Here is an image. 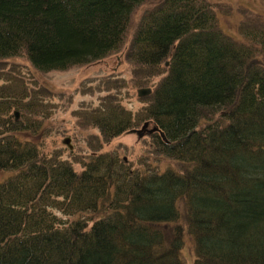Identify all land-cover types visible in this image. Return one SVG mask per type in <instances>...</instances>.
<instances>
[{
    "label": "trees",
    "instance_id": "obj_1",
    "mask_svg": "<svg viewBox=\"0 0 264 264\" xmlns=\"http://www.w3.org/2000/svg\"><path fill=\"white\" fill-rule=\"evenodd\" d=\"M144 1L0 0V59L50 71L108 57ZM216 12L209 0L146 11L127 54L137 85L162 76L148 104L133 113L111 93L79 114L99 129L97 150L153 121L165 169L114 150L74 161L47 152L35 139L47 102L0 84V264H264V23L239 43Z\"/></svg>",
    "mask_w": 264,
    "mask_h": 264
},
{
    "label": "rangeland",
    "instance_id": "obj_2",
    "mask_svg": "<svg viewBox=\"0 0 264 264\" xmlns=\"http://www.w3.org/2000/svg\"><path fill=\"white\" fill-rule=\"evenodd\" d=\"M160 1L146 0L135 7L120 50L87 65H76L65 70L41 71L35 69L22 55L0 59V84L22 85L26 89H33L41 94L44 102H47L50 110L41 119L40 128V133L44 136L35 138L44 142L47 152L57 150L64 158L74 161L75 156L80 158L89 156L92 152L114 150L134 165L150 163L151 166L158 165L163 169L172 165L164 155L154 152L153 137L148 130L155 126L153 121L147 120L150 124L143 130L138 129H141L146 121L108 142L103 141L101 137L102 146L97 150L91 143L96 142L97 145L98 137L101 136L99 129L91 125L85 126L79 117L81 108L97 107L101 98L111 93L117 94L121 104L131 109L133 113L148 104L143 96H139L138 90L144 86L154 89L162 76H155L142 86L137 85L134 65L127 53L141 16ZM209 1L216 8L219 26L237 38L239 43L252 44L243 31L246 29L245 26L253 29L251 22L258 25L264 23V0ZM110 79L118 80L120 85L109 89L107 81ZM11 112H14V117L18 120L25 116L21 109H13ZM29 132L25 134L33 139L34 135ZM74 167L81 170L82 164L74 163ZM6 175L5 170H0V180ZM186 239L184 250L191 260L195 256L193 240L190 237Z\"/></svg>",
    "mask_w": 264,
    "mask_h": 264
},
{
    "label": "water",
    "instance_id": "obj_3",
    "mask_svg": "<svg viewBox=\"0 0 264 264\" xmlns=\"http://www.w3.org/2000/svg\"><path fill=\"white\" fill-rule=\"evenodd\" d=\"M151 92H152V88L151 87H147V86H144L143 88H140L138 90L139 96H143V97H144V95H148ZM149 124H150V122L149 121H146L145 124L142 126V128L141 129H138V130L140 131V130L145 129L146 127H148ZM158 129H159L158 125L153 126L152 128H148V130H149L150 133H152L154 131H157Z\"/></svg>",
    "mask_w": 264,
    "mask_h": 264
}]
</instances>
